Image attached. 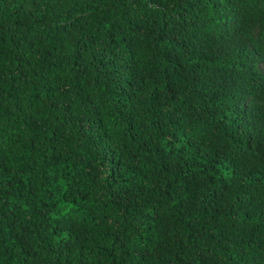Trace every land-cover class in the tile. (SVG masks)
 Wrapping results in <instances>:
<instances>
[{
	"label": "trees",
	"instance_id": "16d2710c",
	"mask_svg": "<svg viewBox=\"0 0 264 264\" xmlns=\"http://www.w3.org/2000/svg\"><path fill=\"white\" fill-rule=\"evenodd\" d=\"M0 264H264V0H0Z\"/></svg>",
	"mask_w": 264,
	"mask_h": 264
}]
</instances>
